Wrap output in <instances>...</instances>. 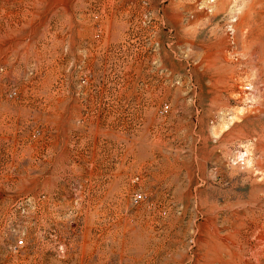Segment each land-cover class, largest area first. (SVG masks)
<instances>
[{"label":"rangeland","instance_id":"rangeland-1","mask_svg":"<svg viewBox=\"0 0 264 264\" xmlns=\"http://www.w3.org/2000/svg\"><path fill=\"white\" fill-rule=\"evenodd\" d=\"M263 173L264 0H0V264H264Z\"/></svg>","mask_w":264,"mask_h":264},{"label":"bare ground","instance_id":"bare-ground-1","mask_svg":"<svg viewBox=\"0 0 264 264\" xmlns=\"http://www.w3.org/2000/svg\"><path fill=\"white\" fill-rule=\"evenodd\" d=\"M246 99H250V101L252 100H254V98L253 97H246ZM251 101V102H252ZM254 104V103H253ZM248 150H246V156H245V159H247V164L248 165H251V167H253L254 165H255V163H256V161H255V158H251V157H249V155H248ZM257 172V170L255 169V170H253L252 171V173H256ZM263 175H264V173H263ZM261 176V175H260ZM263 236H264V232H263ZM231 251V250H230ZM243 254V253H242Z\"/></svg>","mask_w":264,"mask_h":264},{"label":"built area","instance_id":"built-area-1","mask_svg":"<svg viewBox=\"0 0 264 264\" xmlns=\"http://www.w3.org/2000/svg\"><path fill=\"white\" fill-rule=\"evenodd\" d=\"M167 109H168V106L165 105V106H164V110H167ZM19 243L22 244V241H20Z\"/></svg>","mask_w":264,"mask_h":264}]
</instances>
